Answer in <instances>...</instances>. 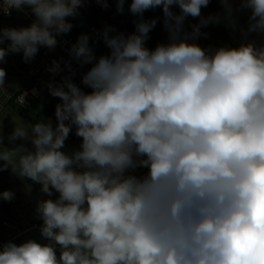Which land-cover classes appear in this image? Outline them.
Segmentation results:
<instances>
[{"label":"clouds","instance_id":"obj_1","mask_svg":"<svg viewBox=\"0 0 264 264\" xmlns=\"http://www.w3.org/2000/svg\"><path fill=\"white\" fill-rule=\"evenodd\" d=\"M86 2L0 0L4 15L27 7L35 17L27 27L0 28V64L9 54L27 63L40 47L55 49ZM210 2L131 0L135 31L98 33L107 54L97 57L87 34L69 50L81 67L91 65L81 78L90 91L73 81L70 61L72 75L48 84L61 101L55 127L16 126L9 142L31 148L11 149L0 127V171L11 167L48 197L36 207L48 243L0 244V264H264V46L197 42L209 24L235 30L239 10L250 12L242 33H264V0H218L221 12L202 16ZM115 3L123 13L126 0ZM156 8L168 40L149 48L157 19L144 13ZM189 16L199 18L191 32ZM48 71L62 72L61 62ZM5 82L0 67V89ZM73 127L82 142L69 154Z\"/></svg>","mask_w":264,"mask_h":264},{"label":"rangeland","instance_id":"obj_2","mask_svg":"<svg viewBox=\"0 0 264 264\" xmlns=\"http://www.w3.org/2000/svg\"><path fill=\"white\" fill-rule=\"evenodd\" d=\"M131 0H126L124 5V12L118 13L116 9L115 0H109V6L105 9L95 0H87L83 7L79 9L80 15L75 18H68L73 24L72 30L78 26L82 19L84 12H89L93 18L101 23L103 26H111L116 32H123L126 35L135 31L134 21L137 17L133 16L129 11ZM238 8V3L234 5ZM174 12H179L178 7H173ZM221 12V5L218 0H211L206 8H202V16L214 15ZM250 12L248 10H239L234 13V18L237 22V28L226 26L222 20L219 24H209L207 27L201 29L204 35H201L197 42L204 48L215 49L220 46L237 47L241 43L254 42L257 46H264V34H251L245 35L240 31L244 29L243 22L248 20ZM144 18L150 20L157 19L155 28L149 33V39L146 41V46L154 48L157 43L167 42L168 33L163 26V11L162 8L148 10L144 13ZM199 22V18L187 17L184 22L186 31L191 32V25ZM27 22L18 18H4L1 28H20L27 27ZM114 34V33H113ZM41 61L40 52L31 60V62H24L22 53L11 54L9 59L1 66L6 71L5 87L0 91V127H2L3 144L5 147L11 149L16 145L24 143L27 147L31 148L30 141L17 140L15 143H10L8 140L9 135L13 132L16 126L31 129L32 124L40 121H48L50 118H55V107L58 104L53 102L49 106H45L42 101L34 103V107L28 110L18 107L12 97L15 92L22 88H28L31 84L29 72L35 68ZM11 98H8L10 97ZM51 106V107H50ZM45 109L50 116L42 117L38 110ZM43 110V111H45ZM39 115V116H38ZM53 123V119L51 120ZM82 142V138L77 137L75 133L70 132L69 137L65 141V148L67 153L78 150ZM0 161V164H3ZM4 191H11L14 193L12 204L8 200L0 199V244L3 242L12 241L17 245L26 242L29 239L36 240L40 243H48L40 233L42 226L41 221L26 224L27 218L30 213H36L37 202L48 197L41 192V185L34 183L28 178H22L15 174L11 167L7 170L0 171V193ZM57 194L54 193L52 198ZM11 204V206H10ZM11 213H9V211ZM38 216V214H37ZM40 219V218H39ZM41 220V219H40ZM24 222V223H23ZM30 226V227H29ZM29 229L25 233L11 240L14 231L19 232L21 228Z\"/></svg>","mask_w":264,"mask_h":264},{"label":"built area","instance_id":"obj_3","mask_svg":"<svg viewBox=\"0 0 264 264\" xmlns=\"http://www.w3.org/2000/svg\"><path fill=\"white\" fill-rule=\"evenodd\" d=\"M83 12L84 15L81 27L78 29L75 27V29H71L69 33L58 36V43L55 49L49 50L46 47H40L39 52L41 55V61L35 66L33 70L29 72L32 84L28 88H22L18 92H15L14 96L12 97L13 102L18 107L28 110L29 108L34 107V103L38 101H42L45 106H49L53 102L60 103L61 101L58 97H53L50 95L48 84L50 82L59 83L61 82L62 77L72 75V72L75 73V75H72L73 81L84 91H90V89H88L81 83V78L91 65H84L83 67H81V65L69 55V50L81 34H87L89 36L90 46L93 48L97 57L102 54H107L109 50L104 44L102 37L98 35V33L103 32L105 26L96 21L89 12ZM4 18L22 19L27 22L28 26L35 19V17L31 14L30 9H28L27 7L24 11H17L15 9H12L10 15H4L2 11H0V27L3 24ZM248 23L249 21H246L243 24L245 31L247 30ZM251 34L259 33H248L247 35L249 36ZM3 46L6 47L7 42ZM10 56L11 54L5 57V62L9 59ZM54 60L60 61L61 68L63 69V71L57 75H53L50 71H48V68L51 66ZM68 61L71 62L72 72H70L68 68L65 67V62ZM5 62L3 64H5ZM3 64H0V67L3 66ZM1 90L2 89H0V91ZM25 93H27V95L24 96L25 103L22 105L19 97ZM8 98H11V96ZM71 132L73 134L75 133L74 127ZM140 171H146V169Z\"/></svg>","mask_w":264,"mask_h":264},{"label":"crops","instance_id":"obj_4","mask_svg":"<svg viewBox=\"0 0 264 264\" xmlns=\"http://www.w3.org/2000/svg\"><path fill=\"white\" fill-rule=\"evenodd\" d=\"M247 21V20H246ZM245 22V21H244ZM243 22V23H244ZM1 28V27H0ZM264 33H262V34H260V35H263ZM37 112H39V114H41V115H43L44 117H48V116H50L49 115V113L45 110V111H41V110H38ZM53 119V127H55V125H56V119L55 118H50V120H52ZM11 204H12V200L11 201H9ZM11 204H10V206H11ZM0 205H2V203L0 202ZM11 211L12 210H10L9 211V213H11ZM36 221H41L42 222V220H40L39 219V216H37V214L36 213H30V216L27 218V222H25L26 224H32V223H34V222H36ZM24 223V222H23ZM30 227V226H29ZM27 230H29V229H26V228H21V230H18L19 232H16V231H14V234H12V236H11V240H14V238L15 237H17V236H20L22 233H25ZM3 243H7V241L6 242H3ZM57 253L59 254V248L57 247Z\"/></svg>","mask_w":264,"mask_h":264},{"label":"trees","instance_id":"obj_5","mask_svg":"<svg viewBox=\"0 0 264 264\" xmlns=\"http://www.w3.org/2000/svg\"><path fill=\"white\" fill-rule=\"evenodd\" d=\"M82 20H83V19H82ZM82 22H83V21H81V23H80L78 26H76V28H77V29L81 27V25H82ZM50 107H51V106H50ZM43 110H45V109H42V112H43ZM38 114H39V113H38ZM38 116H39V115H38ZM40 116L44 117V116H43V115H41V114H40Z\"/></svg>","mask_w":264,"mask_h":264}]
</instances>
